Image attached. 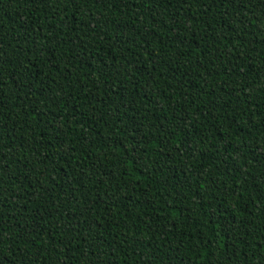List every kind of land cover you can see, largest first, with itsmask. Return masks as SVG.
Here are the masks:
<instances>
[{"label": "trees", "instance_id": "obj_1", "mask_svg": "<svg viewBox=\"0 0 264 264\" xmlns=\"http://www.w3.org/2000/svg\"><path fill=\"white\" fill-rule=\"evenodd\" d=\"M0 264H264V0H0Z\"/></svg>", "mask_w": 264, "mask_h": 264}]
</instances>
